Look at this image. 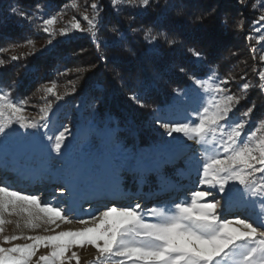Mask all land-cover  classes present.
<instances>
[{
	"label": "snow or ice",
	"instance_id": "6c2138e0",
	"mask_svg": "<svg viewBox=\"0 0 264 264\" xmlns=\"http://www.w3.org/2000/svg\"><path fill=\"white\" fill-rule=\"evenodd\" d=\"M118 3L145 10L150 6V0H111L114 8ZM90 7L95 16L90 18L84 15L87 29L82 28L75 17L72 28L87 31L95 38L102 23L99 16L101 9L97 3H92ZM169 7L181 6L176 4ZM252 7L255 9L256 5ZM36 9L40 10L41 5L37 4ZM12 11L17 13L16 8ZM18 14L22 19L32 21L30 13L20 11ZM134 21L135 15L129 19L130 27ZM42 22L43 31L54 37L56 30L49 26L55 24L56 17ZM254 23H264V14L259 15ZM141 30L132 28L133 32ZM68 31L67 28H61L59 35L66 36ZM112 31L116 32L117 29L113 28ZM143 31L151 37L145 41L148 45L158 44L161 37L170 46L176 43L163 30L155 34L151 28ZM260 41H264V36L260 37ZM52 42L49 39L47 44L51 45ZM6 51L8 48L0 47V52ZM44 51L46 48L26 55L35 56L37 52L43 54ZM189 52L197 59L203 55L194 49H189ZM19 59L21 57L17 55L10 57L12 61ZM101 59L106 61L108 58ZM259 60L264 62V54L259 56ZM5 63V60L0 59V66ZM179 71L183 73L185 69L181 67ZM214 75L211 70L204 78L192 75L189 77L193 85L191 90L173 89L177 102H180L181 96H195L199 100V106L192 107L190 111L185 109L183 120L157 121L168 136L179 133L200 145L207 159L198 161V185L207 186L210 190H200L198 186L189 192L190 199L148 209L143 214L140 203L108 206L98 215L77 220L84 225H88L91 220L92 226L75 231H57L61 223L73 222L67 214L70 209L44 201L41 193H23L0 182V264H67L73 259L76 264H80V257L71 249L83 248L85 245L96 250L95 264H113V261L115 264H264V119L249 127V118L255 105L248 107L240 114L242 118H238L237 105L246 97L230 93L225 87L229 83L228 79L215 81ZM259 79V87L264 90V71L259 72ZM249 87L248 83L241 86L243 91ZM45 91L55 95L54 86ZM71 92L75 93L76 88L73 87ZM63 98L56 95L57 100ZM130 99L139 107H146L136 93H132ZM52 110L53 103L48 102L46 107L40 109L38 120L29 118L24 115L22 104L10 99V92H0V137H7L10 131H14L13 124L26 132L35 130L48 142L46 146L50 150V157L55 153L51 158L58 160L64 156L70 130L64 126L62 130L49 135ZM5 113L7 119L4 118ZM69 174L77 180L81 178L77 169ZM236 184L240 187H234ZM69 188L63 186L56 191L63 195ZM217 195L220 199H216ZM234 204L245 211L250 208L254 215L227 218L224 211L231 209ZM5 213H26L28 219L25 226L34 229L42 223L49 226L44 231L52 234L4 235L3 226L11 223L5 219ZM145 215L156 217V222L146 220ZM21 239L31 242L14 243ZM41 248L49 251L39 254Z\"/></svg>",
	"mask_w": 264,
	"mask_h": 264
},
{
	"label": "trees",
	"instance_id": "16d2710c",
	"mask_svg": "<svg viewBox=\"0 0 264 264\" xmlns=\"http://www.w3.org/2000/svg\"><path fill=\"white\" fill-rule=\"evenodd\" d=\"M92 3L100 6L102 19L95 38L75 29L47 45L43 54L26 55L31 53L27 41H48L42 21L60 12H67L72 21L75 17L87 29L83 17L95 16ZM176 4L181 7H169ZM20 11L30 13L32 21L22 19ZM261 14L264 0H150L146 10L119 3L114 8L111 0H0V47L8 48L0 52V59L6 61L0 66V80L28 105L49 99L73 108L80 103L83 113L96 109L104 123L119 126L121 135L133 130L143 146L154 137L157 112L173 101V89L184 90L192 84L190 76H205L216 68L228 79L234 95L246 97L237 110L255 105L251 118L257 121L264 117V90L259 87L263 62L252 31ZM149 28L153 34L163 30L176 43L170 46L161 37L154 46L146 44L151 37L143 30ZM189 49L202 57L197 59ZM13 55L21 59L10 60ZM244 83L250 85L247 91L241 88ZM53 86L55 95L45 91ZM132 93L146 107L131 100ZM56 95L64 98L57 100Z\"/></svg>",
	"mask_w": 264,
	"mask_h": 264
},
{
	"label": "rangeland",
	"instance_id": "374dc122",
	"mask_svg": "<svg viewBox=\"0 0 264 264\" xmlns=\"http://www.w3.org/2000/svg\"><path fill=\"white\" fill-rule=\"evenodd\" d=\"M72 23V18L67 12H60L55 24L49 26L56 30V35L49 36V39L56 41L61 37L59 35L61 28L69 29L66 36L72 34L75 30ZM82 28H85L84 25ZM252 35L260 55L264 54V41L258 42L260 37L264 36V23H254ZM47 45V42L42 44L33 41L28 49L33 52ZM261 71H264V62ZM211 72L215 74L213 77L215 81L223 80L216 68H212ZM225 87L228 88L227 85ZM192 88L191 84L184 90ZM0 92H10V99L24 107V115L37 120L40 117V109L46 107L48 102H52L46 99L41 103L28 105L15 97L13 91L3 85L1 80ZM229 92L232 93L230 90ZM197 106L199 100L195 96H181L180 102L174 97L170 104L157 112L152 124L154 137L149 144L142 146L138 143L137 136H134L133 130L129 134L121 135L118 132L119 126L104 123L96 109L91 113H83L80 103L74 108L64 102L53 103L49 135L57 133L64 126L70 130L64 156L53 160L51 157H54L55 153L50 157V150L46 146L48 142L41 133H36L35 130L26 132L13 124L14 131H10L7 137H0V182L23 193H41L44 201L70 209L67 214L73 222L61 223L57 231H75L92 226L91 220L88 225L80 224L77 220L89 219L112 205L140 203L143 214L148 209L190 199L189 192L199 186L198 161L206 160L207 156L199 144L187 140L182 134L173 133L172 136H168L157 121L183 120L185 109L190 111L192 107ZM241 113L237 110L238 118H242ZM4 118L7 119V113ZM259 120L254 121L250 116L249 127L254 126ZM73 169L79 170L81 174L79 180L69 174ZM63 186H70L69 191L59 195L56 190ZM199 187L200 190H210L207 186ZM234 187L240 186L236 184ZM208 199L211 200V197ZM216 199H220L219 195ZM224 214L229 219L238 215L241 218L246 214L254 215L250 208L245 211L238 204H234L231 209H225ZM4 215L6 220L11 221L3 226L4 235L52 234L44 231V228L49 226L42 223L40 227L34 229L25 226L28 219L26 213ZM145 219L156 222L157 218L145 215ZM17 224L20 226L17 227ZM30 242L23 239L14 241L15 244ZM47 251L49 250L41 248L39 254ZM71 251L77 252L80 264H95L97 254L92 246L75 247ZM67 264H76V260L73 259Z\"/></svg>",
	"mask_w": 264,
	"mask_h": 264
},
{
	"label": "bare ground",
	"instance_id": "6f19581e",
	"mask_svg": "<svg viewBox=\"0 0 264 264\" xmlns=\"http://www.w3.org/2000/svg\"><path fill=\"white\" fill-rule=\"evenodd\" d=\"M117 206V205H116Z\"/></svg>",
	"mask_w": 264,
	"mask_h": 264
}]
</instances>
